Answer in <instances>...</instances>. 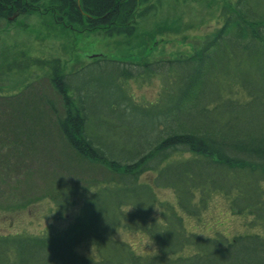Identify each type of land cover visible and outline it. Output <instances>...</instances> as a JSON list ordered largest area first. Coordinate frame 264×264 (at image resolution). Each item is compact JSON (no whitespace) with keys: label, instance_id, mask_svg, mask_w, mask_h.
Returning <instances> with one entry per match:
<instances>
[{"label":"trees","instance_id":"16d2710c","mask_svg":"<svg viewBox=\"0 0 264 264\" xmlns=\"http://www.w3.org/2000/svg\"><path fill=\"white\" fill-rule=\"evenodd\" d=\"M143 1L0 0V18L46 12L65 25L130 37ZM220 11L199 48L175 57L101 54L65 71L57 56H22L21 71H47L60 107L47 102L65 146L113 176L86 194L64 228L0 234V264H264L259 232L211 238L184 221L221 193L236 215L251 218L247 225L264 227V0H231ZM146 74L161 80L154 101L139 100L129 87ZM36 99L16 106L23 117ZM25 137L33 151L35 140ZM162 187L175 202L158 200ZM54 201L62 214L60 197ZM133 226L153 233L157 252L137 255L120 242L117 228ZM88 242L94 254L80 253L77 245ZM186 246L194 252L181 254Z\"/></svg>","mask_w":264,"mask_h":264},{"label":"rangeland","instance_id":"374dc122","mask_svg":"<svg viewBox=\"0 0 264 264\" xmlns=\"http://www.w3.org/2000/svg\"><path fill=\"white\" fill-rule=\"evenodd\" d=\"M230 1H143L135 11L137 29L130 37H107L98 29L65 25L46 12L0 18V234L21 231L40 234L46 229L64 228L76 217L86 194L113 176L107 165L83 159L65 146L47 102L50 98L56 109L60 107L47 71L36 66L21 71L22 56H57L68 71L101 54L119 59L155 60L192 53L219 23L220 10ZM160 84L158 74L129 80L131 92L144 102L157 98ZM35 96L38 99L33 104L34 111L23 117L17 107ZM23 122L27 127L23 133L30 134L36 142L33 151L26 143L28 137L19 133ZM150 174H143L142 179H149ZM156 193L161 202H175L174 192L169 188H156ZM56 195L64 208L62 214L56 211ZM211 198L207 210L199 217L185 215L189 231L209 235L221 231L228 236L241 231L264 232L263 226L247 225L251 218L236 215L229 199L221 193ZM116 235L120 239L118 231ZM76 248L85 255L95 252L89 242ZM147 248L152 250L153 245ZM192 252L194 249L186 246L181 254Z\"/></svg>","mask_w":264,"mask_h":264},{"label":"clouds","instance_id":"9594fccd","mask_svg":"<svg viewBox=\"0 0 264 264\" xmlns=\"http://www.w3.org/2000/svg\"><path fill=\"white\" fill-rule=\"evenodd\" d=\"M131 208L132 207L128 208L126 210V213H128ZM149 226H148V229H149ZM117 231L120 236V242L128 246L137 255H140L144 251H156V252L158 251L155 247L153 233H150L148 230H145L143 227L133 226L128 229L117 228ZM159 232H164V231H159ZM197 234H204L207 237L213 238L207 232H198ZM258 235L264 238V232H259ZM148 245H153L152 250H148L147 248Z\"/></svg>","mask_w":264,"mask_h":264},{"label":"bare ground","instance_id":"6f19581e","mask_svg":"<svg viewBox=\"0 0 264 264\" xmlns=\"http://www.w3.org/2000/svg\"><path fill=\"white\" fill-rule=\"evenodd\" d=\"M149 9H151V8L149 7Z\"/></svg>","mask_w":264,"mask_h":264}]
</instances>
